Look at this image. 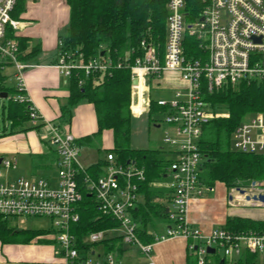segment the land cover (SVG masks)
<instances>
[{"label":"built area","instance_id":"built-area-1","mask_svg":"<svg viewBox=\"0 0 264 264\" xmlns=\"http://www.w3.org/2000/svg\"><path fill=\"white\" fill-rule=\"evenodd\" d=\"M204 1L206 5L199 16L191 20L187 17L186 0H169L164 47L144 38L132 61L114 63L112 58L101 56L81 62L75 54L57 50L54 66L66 77L76 69L89 74L113 67L130 68L132 115L148 114L155 102L165 108L157 119L175 126L177 134L183 138V141L169 135L164 138L174 154L166 176V186L172 192V224L157 235L153 243L143 244L137 236L138 224L132 212L141 199L139 182L145 179L144 170L134 162L122 165L113 153H107L102 175L82 177L86 167L80 161L82 146L75 135L61 124L45 120L26 95L25 72L37 64L20 59L19 44L9 36L19 24L11 15L17 0H0V59L14 67L19 91L16 100L29 103L31 123H43L48 141L58 155L56 180L25 176L9 179L7 173L15 164L7 158L1 160L0 215L11 219L49 218L60 256L58 264H125L117 253L97 251L94 247L107 239V230L87 234L83 238L86 248L79 247L74 226L80 221L83 185L94 198L98 212L118 222L123 243L137 248L147 258V264H155L154 244L175 236L199 242L195 245L199 264L204 263L209 247L216 251L221 249L229 259L246 251L264 258V233H234L221 227L205 235L201 229L193 228L187 217L191 197L213 189L200 183L203 155L199 143L203 127L212 119L228 116L213 110L207 95L228 84L240 86L264 81V0ZM189 37L199 44L198 58L188 54ZM166 73H178L185 86L174 89L172 98L153 99V90L164 89L160 81ZM133 80H137V84L134 85ZM232 147L240 152L264 155V113L248 116L236 127ZM228 190L231 206L264 208V201L253 199L264 195V183L253 180L246 186Z\"/></svg>","mask_w":264,"mask_h":264},{"label":"trees","instance_id":"trees-1","mask_svg":"<svg viewBox=\"0 0 264 264\" xmlns=\"http://www.w3.org/2000/svg\"><path fill=\"white\" fill-rule=\"evenodd\" d=\"M69 7V24L67 32L59 37L57 50L73 53L81 62H88L96 57L132 61L144 38L151 39L162 48L167 36V18L169 0H64ZM28 0H17L11 13L13 18L20 19L26 11ZM204 0H186L188 19H196L205 7ZM20 47V59L32 60L40 51L36 45L28 51V38L18 37L10 32ZM188 54L192 58L199 56V44L193 38H187ZM104 52V55L102 53ZM6 65L0 59V94L9 95L8 103L3 106L0 118L10 122L3 127V134L28 129H40L43 123L26 127L31 122L29 103L16 100L19 94L17 87L6 85V76L2 73ZM69 97L62 106L61 122L69 123L72 110L86 101L94 106L97 117L96 132L77 138L81 146L97 148L100 153H113L118 163L128 165L135 163L144 170L145 179L139 182V191L143 202L133 210L137 221V236L143 244H150L155 237L164 232L163 226H170L172 192L166 186L167 173L171 160L164 157L162 149L133 148L131 146L132 119L131 93L132 72L128 67H113L107 71H93L86 74L84 70H73L68 78ZM211 108L228 114L225 117L212 119L203 127L199 143L203 155V166L200 183L204 187L214 188L217 182L228 189L234 186H246L253 180H264V155L244 153L232 147V137L236 127L248 116L264 112V81L240 86L225 85L207 95ZM165 110L155 102L152 103L149 116ZM67 118V119H66ZM159 121V119H154ZM109 132L112 146L102 150L103 135ZM38 158V157H36ZM43 158V157H39ZM45 158V157H44ZM38 162L49 169H55L58 159L56 151L51 152ZM37 162V160H36ZM36 165L38 168L40 165ZM106 162L100 158L96 164L86 167V175L97 178L104 173ZM82 200L79 204L80 221L74 226L80 248H84L83 238L92 232L104 231L118 226L111 217L98 212L94 198L90 197L86 186L82 187ZM11 218L0 215V240L4 243H29L37 237L55 235L54 229L32 230L17 229ZM224 229L234 233H264V220L246 217H229ZM221 228V227H220ZM152 229L154 232H149ZM104 244L105 252L117 253L121 259L123 241L121 237L105 239L97 243ZM198 241L189 239V254L186 264H199V254L195 249ZM86 248V247H85ZM203 264H264V258L249 251L237 258L221 257L218 250L207 254Z\"/></svg>","mask_w":264,"mask_h":264},{"label":"crops","instance_id":"crops-1","mask_svg":"<svg viewBox=\"0 0 264 264\" xmlns=\"http://www.w3.org/2000/svg\"><path fill=\"white\" fill-rule=\"evenodd\" d=\"M14 19L19 24L12 33L18 37L28 38L27 52H30L36 45L40 46V51L31 60L37 64V67L25 72L26 95L45 120L60 123L61 108L70 94L69 77L64 76L54 64L57 58L59 37L67 32L69 7L64 0H28L26 11L21 15V18ZM5 66H10L12 69L10 68L6 73ZM5 66L2 73L6 76V85L14 87L8 85L7 79L10 73L15 74V69L7 63ZM160 83L164 88L162 92H174V89L185 86V82L178 73H166ZM4 93L6 92L0 94V112L9 100L8 93L7 98L2 97ZM0 119V134H3V127H9L11 123L8 121L3 123V119ZM31 125L32 123L29 122L26 127H31ZM62 126L68 128L76 138L96 132L98 125L94 106L86 101L81 102L73 108L69 123H62ZM111 146V134L105 132L102 150ZM85 149L89 151L87 152ZM54 150L55 147L48 141L45 127L0 136V163L3 158H7L15 164V167L10 169L7 175L11 170H15L21 173V177L54 179L53 176L46 174L47 171L53 169L38 163L40 160H46V156ZM106 155L107 153H100L97 148L82 146L80 161L85 167H88L96 164L100 158L105 159ZM39 157L43 158L39 159ZM37 163L40 166L35 168ZM228 192V188L223 183L217 182L212 191H205L202 195L194 194L190 199L187 215L192 227L201 229L205 235H209L216 228L224 226L229 217L240 216L264 220L262 217H253L250 216L251 214L242 213V211H246L243 207L241 209L231 206ZM143 200L141 195L140 202ZM167 227L169 225L163 226L164 231ZM113 230H117V227L107 230V239L121 237L120 234L108 236V233ZM149 232L154 231L151 229ZM122 248L121 259L125 264H147V258L137 248L129 247L124 243ZM188 248L189 240L182 236L156 242L153 246V260L155 264H186ZM96 249L104 252V244H98ZM59 259L57 244L51 233L37 237L29 243H4L0 240V264H58Z\"/></svg>","mask_w":264,"mask_h":264},{"label":"rangeland","instance_id":"rangeland-1","mask_svg":"<svg viewBox=\"0 0 264 264\" xmlns=\"http://www.w3.org/2000/svg\"><path fill=\"white\" fill-rule=\"evenodd\" d=\"M10 68H11L10 66H5V72L7 73V71L10 70ZM10 74L8 75V79H7L8 85L17 87L18 80L16 79L15 74L13 75ZM173 96H174V92H162V91H154V90L151 92V97L153 99H167L170 97L172 98ZM259 113H264V112H259ZM158 116H159L158 113H153L150 116L149 114H144L140 117L133 116L131 146L133 148H138V149H143V148L162 149L164 151L162 154L164 155L165 158L173 159L174 154L170 152L171 149L169 145L164 142V138L166 137V135H169L178 141H183V138L179 137L175 126L163 120L155 121L154 119H157ZM162 116L163 115L161 114V118ZM42 133L44 134V131ZM85 151L88 152L89 150L85 149ZM93 151L95 150L93 149ZM46 174L53 176L54 180H56L57 178L55 176L56 175L55 170L47 171ZM7 176L9 179H14L16 177H21V173H18L15 170H11ZM257 181L264 183V180H257ZM243 209L246 210V211H242V213L244 214H251L250 216L253 217L258 216L264 218V208L245 207ZM10 222L13 226L17 228L45 229L52 226V221L46 217H16L10 219ZM118 234H121V231L119 229L111 231L110 233H108V236H114ZM218 253L221 257H224L221 249L218 250Z\"/></svg>","mask_w":264,"mask_h":264},{"label":"water","instance_id":"water-1","mask_svg":"<svg viewBox=\"0 0 264 264\" xmlns=\"http://www.w3.org/2000/svg\"><path fill=\"white\" fill-rule=\"evenodd\" d=\"M102 55H104V52L102 53ZM133 84H134V85L137 84V80H133ZM2 97L7 98V93H4V94L2 95ZM240 192H241V193H244V191L241 190V189H240ZM231 198H232V197L230 196V199H231ZM247 199H249V197H247ZM253 199H259V200H261V201H264V195L254 196ZM195 249H197V246L195 247ZM207 251H208L209 254H211V253H215V252H216V249H215V248H211V247H209V248L207 249Z\"/></svg>","mask_w":264,"mask_h":264}]
</instances>
